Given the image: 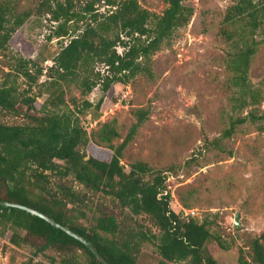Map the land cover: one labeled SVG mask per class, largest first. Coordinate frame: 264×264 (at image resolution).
Listing matches in <instances>:
<instances>
[{
	"label": "trees",
	"instance_id": "trees-1",
	"mask_svg": "<svg viewBox=\"0 0 264 264\" xmlns=\"http://www.w3.org/2000/svg\"><path fill=\"white\" fill-rule=\"evenodd\" d=\"M193 12L183 0H165L160 14L137 0H88L79 10L68 0H38L33 9L22 11L0 2L1 57L13 33L31 15L47 16L54 23L48 37L58 41L49 66L22 57L2 64L7 71L0 79V115L21 114L24 121H0V200L40 211L87 240L109 264H137L144 243L154 246L159 264H218L206 245H223L209 231V222L171 209L164 171L143 161L121 162L148 110L131 109L133 121L118 143L113 120L89 132L79 122L84 111L100 107V100L92 104L85 98L93 88L105 92L136 77L152 80V57L169 45ZM258 31H264V0H233L225 8L218 32L233 49L224 61L223 138L245 126L264 133V90L248 78L261 43L255 38ZM18 77L26 88L16 87ZM32 87L37 91L29 95ZM72 89L77 96L70 94ZM93 196L97 202L90 209ZM138 216H144L154 232L136 221L132 227L128 221ZM5 233L10 245L30 249L33 257L47 254L48 263L29 258L22 264H101L82 243L43 219L0 206V235ZM236 264H264V233L251 241L247 255L240 252Z\"/></svg>",
	"mask_w": 264,
	"mask_h": 264
},
{
	"label": "rangeland",
	"instance_id": "rangeland-1",
	"mask_svg": "<svg viewBox=\"0 0 264 264\" xmlns=\"http://www.w3.org/2000/svg\"><path fill=\"white\" fill-rule=\"evenodd\" d=\"M2 1L10 2L16 11L33 9L38 3V0ZM84 1L88 0H68L76 10ZM137 1L155 14L165 8V0ZM232 1L183 0L193 8V15L174 34L169 45L152 57L153 79L136 77L127 84L115 83L105 92L97 86L85 98L92 104L100 100L98 111L88 110L79 115L80 125L87 132L113 120L120 135L115 142L118 143L133 121L131 109L148 110L146 121L123 151L121 162L143 161L164 171L171 209L209 222V231L223 245H217L216 241L206 245L218 264H236L240 252L247 255L251 241L264 233V133L245 126L227 138L221 137L224 124L220 110L227 96L222 87L227 74L224 61L233 48L218 31L224 10ZM100 6L94 5L102 12L104 7ZM53 24L47 16L31 15L13 33L6 56H0V79L2 71H7L2 64L12 57L29 59L42 67L51 65L49 58L58 48V41L48 37ZM255 38L261 43L251 59L248 78L264 90V31H258ZM121 50L116 47L118 53ZM96 68L102 69L100 65ZM11 79L12 76L9 83ZM44 79L40 77L39 81ZM15 85L20 90L26 88L21 77L16 78ZM36 91L32 87L29 95ZM70 94L78 95L75 89ZM44 97L37 101L41 103ZM20 109L24 111V107ZM0 121L15 124L24 119L21 114H3ZM97 196L88 204L90 209ZM113 211L119 214L118 209ZM91 212L86 211L88 216ZM134 221L142 229L154 232L144 216L128 221L132 227ZM29 258L48 263L47 254L33 257L30 249L10 245L8 233L0 235V264H22ZM159 261L154 246L141 245L137 264H159Z\"/></svg>",
	"mask_w": 264,
	"mask_h": 264
},
{
	"label": "water",
	"instance_id": "water-1",
	"mask_svg": "<svg viewBox=\"0 0 264 264\" xmlns=\"http://www.w3.org/2000/svg\"><path fill=\"white\" fill-rule=\"evenodd\" d=\"M86 158V157H85ZM0 206L3 207H9V208H16V209H20L23 210L31 215H34L40 219H43L44 221H46L47 223H49L51 226H53L56 229H59L61 231H63L64 233H66L67 235H69L70 237L74 238L75 240L79 241L80 243H82L93 255L94 257L101 263V264H109L92 246L89 242H87V240H85L83 237H81L80 235H78L77 233L71 231L70 229H68L67 227L53 221L52 219H50L48 216H46L45 214L41 213L40 211L19 204V203H14V202H9L6 200H0Z\"/></svg>",
	"mask_w": 264,
	"mask_h": 264
}]
</instances>
